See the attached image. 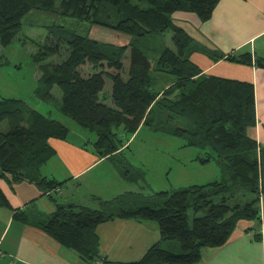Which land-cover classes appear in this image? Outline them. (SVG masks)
<instances>
[{
	"label": "trees",
	"instance_id": "obj_1",
	"mask_svg": "<svg viewBox=\"0 0 264 264\" xmlns=\"http://www.w3.org/2000/svg\"><path fill=\"white\" fill-rule=\"evenodd\" d=\"M219 1L0 0V45L4 47L12 43L23 19L33 10L54 12L130 36L127 44L113 45L57 25L55 34L51 31L57 38L56 48L42 45L33 56L41 62L35 94L48 101L58 86L59 110L95 133L96 153L108 157L126 181L137 183L144 178V171L126 160L121 150L127 144L123 139L129 141L142 126L187 136V146L212 149L201 161L215 159L228 173L226 180L160 191L144 199L135 191L109 200L93 195L99 204L96 208L60 204L50 191L64 181L43 175L42 167L56 154L50 140L66 139L69 127L22 99L0 98V125L8 122L7 131L0 129V179L11 184L28 180L48 194L56 209L37 226L83 260L99 258L110 264L100 256L97 227L116 218L155 222L161 240H176L181 247L176 253L162 248L159 241L130 264L196 263L204 247L225 244L239 220L261 219L264 149L247 132L256 122L253 84L203 74L191 60L193 37L173 20L175 12L188 11L207 21ZM167 32H171V46L164 42L147 52L141 48L144 40L161 43ZM61 43L67 46L68 56L58 63L44 62ZM219 58L253 63L250 53ZM257 63L264 66L262 60ZM156 74L172 78L159 89ZM0 206H9L1 187ZM14 217L29 221L22 210H16Z\"/></svg>",
	"mask_w": 264,
	"mask_h": 264
},
{
	"label": "crops",
	"instance_id": "obj_2",
	"mask_svg": "<svg viewBox=\"0 0 264 264\" xmlns=\"http://www.w3.org/2000/svg\"><path fill=\"white\" fill-rule=\"evenodd\" d=\"M173 20L193 37L191 60L203 74L253 84L256 122L247 132L264 149V66L257 63L258 59L264 61V0H220L207 21L188 11L175 12ZM243 53L251 54L252 64L219 58ZM65 125L70 129L67 138L50 140L56 154L42 167L43 175L68 185L65 192L60 186L58 196L64 197L56 199L57 203L96 208L99 204L93 195L109 200L136 191L134 183L126 181L108 157L96 153L84 128ZM125 148L127 144L121 150ZM210 175H203L202 184L215 181L208 178ZM0 187L9 201V206H0V264H87L76 251L37 226L56 209V202L37 184L28 180L11 184L0 179ZM16 210L26 212L29 221L15 219ZM261 210L260 220H239L225 244L204 247L201 260L193 264H264V197ZM146 223L116 218L100 224V256L105 261H130L132 253L142 256L152 244L161 243L159 228L152 229Z\"/></svg>",
	"mask_w": 264,
	"mask_h": 264
},
{
	"label": "rangeland",
	"instance_id": "obj_3",
	"mask_svg": "<svg viewBox=\"0 0 264 264\" xmlns=\"http://www.w3.org/2000/svg\"><path fill=\"white\" fill-rule=\"evenodd\" d=\"M144 6L147 5L144 4ZM102 17L106 18V15L103 14ZM57 25H63L80 33L88 34L102 43L124 45L130 41L129 35L98 24H90L89 22L79 21L54 12L33 10L23 19V26L12 43L6 47L0 45V98L13 97L22 99L26 104L45 115L54 119H62L65 124L71 127L75 126L78 129H83L76 121L65 116L59 110L61 91L58 86L53 89L54 97L48 101L42 100L34 92L41 72V62L35 61L33 56L42 45L55 46L57 38L53 33L56 32ZM163 38L161 43H158L157 40L156 44L152 40L150 42L144 40L140 46L146 52L147 49L152 50L153 47H160L164 42H166V45L171 46V32H167ZM68 54L67 46L65 43H61L53 56L44 62L58 63ZM5 61L7 62L5 63ZM156 77L159 78L156 84L159 89L164 86L169 78H172L168 74L163 78L156 74ZM0 129L7 131L8 122L4 121L0 125ZM83 130L88 133L92 141L96 139L95 133ZM127 138L123 140L125 143L127 142L129 147L123 150V157L134 167L144 171V178L133 184L135 192L139 194L140 199L148 198L160 191H173L194 184L202 185L203 175L207 173L211 174L208 177L212 178L210 180L220 181L228 179V173L215 159H211L209 164L200 162L199 158H206L208 152H211L212 149L200 146H187V136L177 137L162 132H155L149 126H142L130 142L127 141ZM257 156L260 159V154L258 155L257 153ZM67 186V183L62 185L63 192L66 191ZM56 188H58V192L54 191L53 196L60 200L64 195L58 196L60 186ZM139 204L143 205V203ZM150 205L153 204L150 203ZM260 205L262 209V197ZM148 224L150 222L145 225L147 226ZM152 226L155 225L152 224ZM146 231L149 232L150 230L147 229ZM139 240L141 239L139 238ZM136 244L138 245V242ZM161 245L162 248L176 253L181 251L180 244L176 240H162ZM134 249H131V251ZM142 256L140 253L134 252L130 257V261H110V259L107 261L110 264H130L132 261L139 260ZM96 260L100 259L97 258ZM96 260L86 262L87 264H94Z\"/></svg>",
	"mask_w": 264,
	"mask_h": 264
},
{
	"label": "built area",
	"instance_id": "obj_4",
	"mask_svg": "<svg viewBox=\"0 0 264 264\" xmlns=\"http://www.w3.org/2000/svg\"><path fill=\"white\" fill-rule=\"evenodd\" d=\"M58 188H55V189H51V193H53L54 191H57L58 192V190H57ZM94 264H103L100 260H96L95 262H94Z\"/></svg>",
	"mask_w": 264,
	"mask_h": 264
},
{
	"label": "water",
	"instance_id": "obj_5",
	"mask_svg": "<svg viewBox=\"0 0 264 264\" xmlns=\"http://www.w3.org/2000/svg\"><path fill=\"white\" fill-rule=\"evenodd\" d=\"M147 226L150 227V228H152V229H153V228H159L158 226H152L151 222H150V224H148Z\"/></svg>",
	"mask_w": 264,
	"mask_h": 264
}]
</instances>
